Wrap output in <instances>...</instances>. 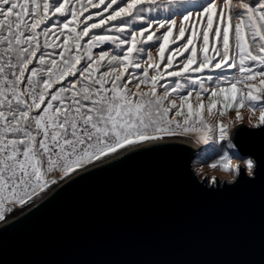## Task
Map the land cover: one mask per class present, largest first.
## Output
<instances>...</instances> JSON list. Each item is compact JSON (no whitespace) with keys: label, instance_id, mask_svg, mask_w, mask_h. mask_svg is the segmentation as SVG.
Returning a JSON list of instances; mask_svg holds the SVG:
<instances>
[{"label":"snow or ice","instance_id":"1","mask_svg":"<svg viewBox=\"0 0 264 264\" xmlns=\"http://www.w3.org/2000/svg\"><path fill=\"white\" fill-rule=\"evenodd\" d=\"M160 3L0 0V221L12 207L28 204L57 183L55 178L50 179L53 173L68 176L128 145L154 140L160 133L175 135L173 125L183 133H199L204 143L214 136L228 141L226 147L232 149L228 129L223 124L212 128L203 120L205 105L201 103L193 110L189 102L193 92L199 100L210 91L209 113L218 103L223 109L220 115L233 107L238 112L247 106L260 111L259 119L264 124V0H241V11L235 16L221 12L215 28L217 6L213 0L200 6L193 4L194 10L186 9L179 24L172 18L174 14L148 15ZM230 4L228 0L225 7ZM91 9L99 11L92 14ZM95 16L101 19L96 21ZM124 18L131 19L123 26L105 27ZM49 20L52 23L42 27ZM137 21L143 26L131 29ZM100 28H104L103 34L93 32ZM186 32L190 33L187 39ZM230 39L235 41L233 54ZM153 40L160 41L159 62L149 55L148 67L153 74L147 68L137 72L143 63L139 54L145 52L138 46ZM179 40L184 43L165 57L169 45ZM197 41L201 43L199 55ZM105 44L119 51L112 54L103 48ZM97 48L102 51L94 52ZM186 52L189 54L175 64ZM224 65L237 68L239 75L217 76L211 90L205 81H213L212 75H189L223 71ZM167 77L178 79L171 87L168 83L159 85ZM142 85L150 90L142 91ZM158 85L164 89L163 95H158ZM186 88L187 94L181 95ZM172 93L176 96L166 105ZM185 106L187 115L181 123L175 118L184 116ZM173 109L177 110L170 118ZM218 163L227 170L231 163L228 154L224 153Z\"/></svg>","mask_w":264,"mask_h":264},{"label":"water","instance_id":"2","mask_svg":"<svg viewBox=\"0 0 264 264\" xmlns=\"http://www.w3.org/2000/svg\"><path fill=\"white\" fill-rule=\"evenodd\" d=\"M175 137L128 145L33 197L0 223V264H264V127L231 132L257 164L232 185L199 183V148Z\"/></svg>","mask_w":264,"mask_h":264},{"label":"rangeland","instance_id":"3","mask_svg":"<svg viewBox=\"0 0 264 264\" xmlns=\"http://www.w3.org/2000/svg\"><path fill=\"white\" fill-rule=\"evenodd\" d=\"M216 2V6H217V17H218V13H220V10L222 9H226V10H230V13L231 15L235 16V14L239 11H241V9L238 7V4L241 2V0H231V4L229 5V7H225V4H228V0H213ZM194 2L197 3V6H200V5H203L207 2V0H194ZM243 2H247V3H252L253 0H243ZM188 10H194L192 8V6H189L188 7ZM214 18V17H213ZM206 19V18H205ZM178 24L180 23V19H176ZM217 21H218V18H217ZM234 21V24H235V20ZM203 22V21H202ZM233 24V26H234ZM215 28V27H214ZM163 30H161L162 32ZM160 33H158L159 35ZM174 34L175 33V30H174ZM190 33L187 32L186 35H185V39H187V36L189 35ZM160 42H157L155 44L154 47L150 48L148 51H146L143 56H141L142 60H143V63L148 65L149 64V61H148V56L150 55L152 57V61H155V62H158V58H159V53H158V45H159ZM184 43V40L182 43H179V44H183ZM213 41H212V38H211V34H210V44H212ZM179 44L175 45V46H172L173 48L172 49H175ZM217 46L219 47L220 45L217 44ZM201 47V43L199 41H197V49H198V55H199V49ZM171 49V50H172ZM170 50V51H171ZM250 50L253 51L254 54H256L257 50L254 48V47H251L250 45ZM169 51V52H170ZM169 52L166 54V57L168 56ZM235 52V41L234 39H230V54H233ZM189 53H184V56H182L181 58H179L177 60V62L179 63L181 60L184 59L185 56H187ZM214 54V53H213ZM220 57H218L217 60H219ZM231 61V59H230ZM229 61V63H231ZM216 63V61H215ZM182 66V65H181ZM143 71V70H142ZM142 71H138V72H142ZM151 75L153 74V69H151ZM229 74L230 75H233V74H236V75H239L238 74V70L237 68H235V70H232V71H229ZM216 76L219 75V74H215ZM215 76V78H216ZM215 78L213 79V81L211 82H207L205 81V86L209 88V90H211L212 86L215 84ZM175 80H172V82H174ZM172 82H171V85H172ZM258 82V81H257ZM171 85L169 87H171ZM238 87H243V85H238ZM141 90L142 91H149L150 89L148 87H142L141 86ZM157 91H159L162 95L164 93V89L162 87H159L157 88ZM186 90H184L183 92H181L180 94L181 95H186L187 92H185ZM176 94L175 93H172L169 97H168V100L167 102L169 103L173 98H175ZM222 99V98H221ZM189 102L192 104L193 106V110L195 111L196 109H198L199 105L201 103H203L205 105V108L203 110V113H202V116H203V120L206 119V121L208 122V118H209V112H208V108L207 106L209 105V103L211 102V98H210V91L209 93H205L202 95L201 99H196V95H195V92L194 94L189 98ZM179 100H177V105L179 106ZM223 109L221 108V105L218 103L217 104V108L214 109L212 111V113H215V116L211 118V123L215 125V128L219 125V124H222L221 121H223L224 119V115L225 114H228V115H232L234 116L235 113H236V109L235 107H233L232 109H229L225 112L224 115H220V111H222ZM184 116H182L180 119L181 121H183V119L185 118V116L187 115V107L185 106L184 108ZM240 111H243V109H241ZM173 114L172 113V117H173ZM195 119V117H194ZM229 131V136L231 134L232 131L228 130ZM189 134H193V132H189ZM175 136H179V137H187L188 139L191 138V135H188L186 133H180V131H177ZM193 137V136H192ZM194 137L201 143L202 147L200 148L199 147V153H198V156L196 157L195 161L197 163V166H203V172H202V175L204 176H207L208 177V181L209 182H215L216 180L215 179H212V177H215V178H218L220 180H223V179H227V178H230V177H226L225 176V171H227L225 168H223L219 163L218 161L220 160L221 156L224 155L225 151L228 149L226 147L227 143L226 142L225 144H222L224 143L225 141H219L217 137H213L212 140H213V143L212 144H209L211 143V140L207 143H204L200 140L199 138V133H196L194 132ZM195 139V140H196ZM227 148V149H226ZM234 150L233 154L232 155H228L229 158H230V161H233L234 159H240L241 157L239 156V154L236 152V150L234 148H232ZM119 150V149H118ZM203 155H207V159H202ZM202 156V157H201ZM105 157V156H104ZM103 158V157H102ZM101 160V159H100ZM100 160H95L96 162L97 161H100ZM242 160V159H241ZM216 165L215 167L213 165ZM85 166V165H84ZM82 168V167H81ZM81 168L77 169V170H80ZM75 172V171H74ZM62 175L61 174H53L51 178H55L57 180V182L61 179ZM56 184V183H55ZM52 186H54V184H51L49 187L51 188ZM48 187V188H49ZM35 197V196H34ZM24 206V205H23ZM23 206H20V205H16L14 207H12L13 209V213L11 214L12 210L11 211H8V212H5V218H7L10 214L13 215L14 213H16L21 207ZM4 221V220H3ZM3 221H0V223H2Z\"/></svg>","mask_w":264,"mask_h":264},{"label":"trees","instance_id":"4","mask_svg":"<svg viewBox=\"0 0 264 264\" xmlns=\"http://www.w3.org/2000/svg\"><path fill=\"white\" fill-rule=\"evenodd\" d=\"M215 4H216V2L215 1H213ZM193 4H195V5H197V3L196 2H194V0H174V2L173 3H169L168 2V0H161V3H160V5L157 7V6H153L154 7V9H155V11L153 12V13H151V14H148V15H159V16H162V17H167L169 14H174V15H172V18L173 19H180V22H182V15L185 13V10L186 9H188V7L189 6H192ZM101 7H103V5L101 6ZM115 7V6H114ZM91 11V13L92 14H95V13H97L98 11H99V9H91L90 10ZM221 12H223L226 16L227 15H229V14H231L230 13V10L228 11V10H226L225 8L222 10H220V13ZM220 13H218V17H219V14ZM89 13H85V16H87ZM108 15V13H105L104 14V16L106 17ZM217 16H214V18H213V27H216L217 26V18H218ZM56 18L55 17H53L52 18V20H55ZM61 20H64L65 18H63V17H61L60 18ZM81 19L83 20L84 19V17H81ZM99 19H101V17H99V16H95V20L96 21H98ZM131 18H124V20H117V21H110L109 22V25H106L105 27H108V26H115V25H121V26H123V24H124V22L126 21V20H130ZM52 20H49L48 22H47V24L46 25H43L42 27H44V26H47V25H50L51 23H52ZM89 23H92V21H89ZM232 23L234 24V21H232ZM185 25H186V27H188V25H187V22H185ZM143 25H142V22L141 21H137V22H135V23H132L131 24V29H138V28H140V27H142ZM204 26V24H203V22L201 21V25H200V27H203ZM93 32H96V33H99V34H103L104 33V28H100V29H93ZM187 33V32H186ZM117 35H120V34H117ZM145 35H147V33L145 34ZM157 35H158V33H157ZM174 36H175V34H174ZM88 38L87 37H85V41L87 40ZM157 42H160V41H155V40H153V41H150V42H148L147 44H143V45H139L138 47H143L144 49H145V52L146 51H148L150 48H152V47H154L155 46V44L157 43ZM183 42V40H179V41H177V44H179V43H182ZM177 44H170L169 45V51L173 48L172 46H175V45H177ZM211 45V44H210ZM126 47V46H125ZM103 48H107V49H109L110 50V52L112 53V54H116V52H118L119 50L118 49H115V46L114 45H112V44H105L104 46H103ZM100 51H102V49L101 48H97V49H94V52H100ZM168 51V52H169ZM145 52H142V53H140L139 55H140V58H141V56H143V54L145 53ZM168 52H165V57H166V54L168 53ZM210 54H212V55H214L213 53H211L210 52ZM182 56H179V57H177V59H176V61H175V64H179L178 62H177V60L179 59V58H181ZM142 59V58H141ZM217 59H218V57H217ZM215 61L216 60H214L213 61V64H215ZM137 62H139V61H137ZM158 62H159V58H158ZM231 62V61H230ZM175 64H174V66H175ZM196 65H193V67H195ZM163 67H164V64H161V69H163ZM145 68H147L148 69V71H149V74L151 75V69L152 68H149L148 67V65H146V64H144V63H142V66H141V68L140 69H136V71L138 72V71H142V70H144ZM173 69H169V71H172ZM232 70H235V68H229L228 67V65H224L223 66V71L221 70V69H216L215 71H213V72H208V70H205V72H203V73H190L189 75H191V76H193V77H206L207 75H212L214 78H215V74H219V75H230L229 74V71H232ZM129 71H132V69H129ZM219 75H217V76H219ZM216 76V77H217ZM178 78H176V77H167V79L166 80H160L159 81V85H163V84H165V83H168L169 84V86L171 85V82H172V80H177ZM133 83H135V81H133ZM158 85V86H159ZM142 87H145V86H143L142 85ZM186 91L185 92H187L188 91V89L186 88L185 89ZM158 92V95H162L159 91H157ZM193 94H194V92H193ZM165 103H166V105L167 104H169L167 101H165ZM177 109H173L172 110V112L169 114L170 115V118H172V113H175V111H176ZM173 116H174V114H173ZM182 117V116H181ZM181 117H176L175 119L176 120H178V121H180L181 123H182V121H181ZM204 121H206V119H204ZM207 122V121H206ZM173 129H174V131L175 132H177V131H180V133H183V131H182V129H175V126L173 125ZM186 134H188V135H191V136H193L194 137V132H193V134H189V133H186ZM195 138V137H194ZM196 139V138H195ZM197 140V139H196ZM211 140V143H209V144H212L213 143V140L212 139H210ZM209 140V141H210ZM226 142H228V141H225L224 143H222V144H225ZM227 149V148H226ZM233 152H234V150L233 149H227L226 151H225V153H227L228 155H232L233 154ZM202 157V156H201ZM202 159H207V155H203V157H202ZM53 174H61V173H59V172H55V173H53ZM52 174V175H53Z\"/></svg>","mask_w":264,"mask_h":264},{"label":"clouds","instance_id":"5","mask_svg":"<svg viewBox=\"0 0 264 264\" xmlns=\"http://www.w3.org/2000/svg\"><path fill=\"white\" fill-rule=\"evenodd\" d=\"M260 111H251L247 106L243 108V111H238L235 113L234 116L225 114L223 121L221 123L223 126L234 132L240 126H244L250 130H260L264 127V124L261 123ZM215 116V113H209L208 124L215 128V125L211 123V118ZM229 135V133H228ZM230 139V138H229ZM233 147L234 144L232 143ZM257 164L254 157L248 156L241 159H234L231 161L229 168L225 171V176L230 177L221 182V184L227 183L228 185L235 184L236 181L239 179L240 169H244V175L249 179L255 178V168ZM193 174L197 177L198 182L203 184L204 179L207 178L206 176L202 175L203 166H197L196 161L194 160L191 165ZM212 179H216L212 177Z\"/></svg>","mask_w":264,"mask_h":264},{"label":"bare ground","instance_id":"6","mask_svg":"<svg viewBox=\"0 0 264 264\" xmlns=\"http://www.w3.org/2000/svg\"><path fill=\"white\" fill-rule=\"evenodd\" d=\"M175 138H181V139H185V138H182V137H179V136H176ZM162 139V138H161ZM180 139V140H181ZM186 140V139H185ZM192 141H193V143H194V146H196V147H200V145H199V143H197V141L196 140H194V139H192ZM148 142V141H147ZM141 144H143V143H146V141L145 142H140ZM140 143H137V144H135L134 146H136V145H140ZM133 147V146H132ZM119 153V152H118ZM105 159V158H104ZM102 160V159H101ZM59 182V181H58ZM57 182V183H58ZM56 183V184H57ZM56 184H54V185H56ZM53 187V186H52ZM44 194V193H43ZM39 197V196H38ZM37 199V198H36ZM14 211H13V209H12V212H11V214L13 213ZM20 212V211H19ZM18 211L16 212V213H14L13 215H11L10 214V216H9V218L8 219H10V218H12L13 216H15L16 214H18L19 213ZM8 219H6V220H8Z\"/></svg>","mask_w":264,"mask_h":264}]
</instances>
